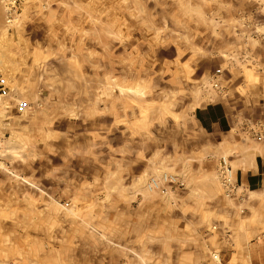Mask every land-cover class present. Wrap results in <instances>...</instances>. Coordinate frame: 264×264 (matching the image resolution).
Returning a JSON list of instances; mask_svg holds the SVG:
<instances>
[{"label": "rangeland", "instance_id": "rangeland-1", "mask_svg": "<svg viewBox=\"0 0 264 264\" xmlns=\"http://www.w3.org/2000/svg\"><path fill=\"white\" fill-rule=\"evenodd\" d=\"M255 154L264 0H0V264H264Z\"/></svg>", "mask_w": 264, "mask_h": 264}, {"label": "built area", "instance_id": "built-area-1", "mask_svg": "<svg viewBox=\"0 0 264 264\" xmlns=\"http://www.w3.org/2000/svg\"><path fill=\"white\" fill-rule=\"evenodd\" d=\"M257 139L260 140L261 137L257 136ZM219 178L221 180L222 189L225 194H229L234 189L233 175L231 166L228 164L227 160L222 157L220 159L219 168H218ZM162 184H175L176 186L183 187L184 183L178 177L172 174L163 173L159 178L151 177L148 180L147 187L150 190L161 188Z\"/></svg>", "mask_w": 264, "mask_h": 264}, {"label": "crops", "instance_id": "crops-1", "mask_svg": "<svg viewBox=\"0 0 264 264\" xmlns=\"http://www.w3.org/2000/svg\"><path fill=\"white\" fill-rule=\"evenodd\" d=\"M209 120L214 123L211 115ZM236 173L245 184L251 182L264 185V155L255 154L251 159L250 167L244 169L238 168ZM256 175L258 176L256 177Z\"/></svg>", "mask_w": 264, "mask_h": 264}]
</instances>
